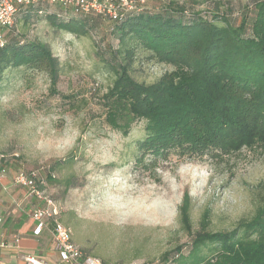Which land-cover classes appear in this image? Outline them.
Segmentation results:
<instances>
[{
	"label": "rangeland",
	"instance_id": "1",
	"mask_svg": "<svg viewBox=\"0 0 264 264\" xmlns=\"http://www.w3.org/2000/svg\"><path fill=\"white\" fill-rule=\"evenodd\" d=\"M259 1L144 0L143 7L154 12L174 2L185 15H224L235 25L242 19L249 25ZM44 11L71 16L57 4L44 5ZM110 27L93 19L87 34L76 37L56 30L44 15L24 21L17 11L6 39L35 40L50 48L61 65L60 96L50 94L43 75L29 83L13 76L1 85L0 153L17 155L26 169L44 166L55 173L45 193L60 207V221L71 230L72 241L88 255L103 264H164L161 258L167 253L166 264H174L177 248L186 255L195 233L229 232L253 218L264 203V151L244 148L221 161L171 155L156 160L154 169L148 160L135 164L143 123L123 137L102 120L100 99L112 83L103 59L117 48ZM170 70L139 52L130 76L151 85ZM70 178L74 181L67 186ZM23 192L0 188V208L26 211L28 223L35 203ZM184 196L190 203V231L179 225ZM39 242L52 241L47 237Z\"/></svg>",
	"mask_w": 264,
	"mask_h": 264
},
{
	"label": "trees",
	"instance_id": "2",
	"mask_svg": "<svg viewBox=\"0 0 264 264\" xmlns=\"http://www.w3.org/2000/svg\"><path fill=\"white\" fill-rule=\"evenodd\" d=\"M47 4L53 3L21 5L18 10L24 21L44 15L56 30L76 37L87 34L93 19H102L61 5L70 17L47 14ZM102 20L111 23L110 34L117 42L103 59L112 83L100 99L102 120L123 137L143 123L135 164L148 160L147 166L154 169L156 160L171 155L178 160L221 161L244 148L264 151V0L255 4L249 25L246 19L235 25L224 15H185L174 2L154 12L142 7L123 11L114 21ZM11 28L4 31L0 47V86L13 76L29 83L35 75H43L50 94L60 96L58 59L45 43L7 40ZM139 52L171 70L151 85L135 81L130 70ZM6 166L11 172L18 165ZM44 176L40 189L45 191L52 179ZM73 181L66 180V185ZM178 211L180 227L190 231L187 196ZM175 254L174 264H264V203L252 219L241 221L232 231L197 232L188 253L177 248ZM168 259L165 253L161 261L166 264Z\"/></svg>",
	"mask_w": 264,
	"mask_h": 264
},
{
	"label": "built area",
	"instance_id": "3",
	"mask_svg": "<svg viewBox=\"0 0 264 264\" xmlns=\"http://www.w3.org/2000/svg\"><path fill=\"white\" fill-rule=\"evenodd\" d=\"M39 2L58 4L81 15L93 14L111 21L118 19L123 11L140 10L144 5V0H0V47L4 45V31L14 24L18 7ZM7 163H16L18 166L11 173L6 166ZM45 173L51 179L55 178V173L47 167L26 169L18 164L17 155L0 153V187L4 188L3 182L8 181L12 187L24 190L26 200L35 203L30 212V219L35 223L33 233L35 236H40L44 230H47L57 255L55 263L35 255H28L24 258L23 264H103L98 258L83 252L72 241L71 230L60 221V207L40 189L44 186ZM12 241L17 245L19 236L14 235ZM6 246L7 242L0 234V248Z\"/></svg>",
	"mask_w": 264,
	"mask_h": 264
},
{
	"label": "crops",
	"instance_id": "4",
	"mask_svg": "<svg viewBox=\"0 0 264 264\" xmlns=\"http://www.w3.org/2000/svg\"><path fill=\"white\" fill-rule=\"evenodd\" d=\"M2 189L10 190L19 188H14L8 181H5L4 188ZM23 195L25 196V192H23ZM32 206L29 208L27 213L28 223L24 221V214H26V211L19 209L14 210L11 213H6L3 207L0 208V234L7 242V246L5 248H0V264H23L24 258L28 255L41 257L51 263H55L57 261V255L54 252L52 242L50 245L44 243L40 244L39 242L40 238L43 239L47 237L51 241L49 232L44 230L40 236H35L33 233L35 223L30 219ZM12 231H14V233H12ZM14 235L19 236V242L17 245L14 241H12V237ZM26 238L27 240H25Z\"/></svg>",
	"mask_w": 264,
	"mask_h": 264
}]
</instances>
